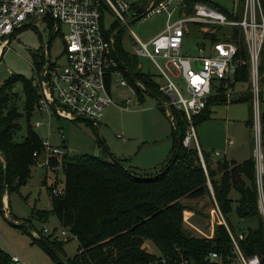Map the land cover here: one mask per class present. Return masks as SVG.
<instances>
[{
	"label": "trees",
	"instance_id": "16d2710c",
	"mask_svg": "<svg viewBox=\"0 0 264 264\" xmlns=\"http://www.w3.org/2000/svg\"><path fill=\"white\" fill-rule=\"evenodd\" d=\"M201 0H185V11L190 13L193 4ZM244 0L237 4L235 12L221 10L230 19H240ZM264 15V1L261 0ZM214 32H201L203 43H212L223 38L237 47L235 58L238 66L232 80H222L215 85L214 93L208 98L200 114L193 118L194 124L209 117L210 105L229 101H246L250 118L246 123L252 126V94L244 86H250L248 51L238 26H216ZM116 52L120 60L134 74L135 79L146 87L148 93L158 95L157 84L149 73L134 70V61L123 49L119 33L115 38ZM264 53V50H263ZM34 64L39 66V53L33 54ZM244 63H243V62ZM260 84L264 88V58L258 66ZM138 98L143 99L144 90L136 86ZM20 82L25 98L24 109L20 111L14 100L13 86ZM227 83V86L225 84ZM234 91L236 96L227 100L226 92ZM38 99L32 79L22 74H13L0 85V204L5 192L18 191L31 176L34 164L33 152L42 154V138L30 126L29 120ZM26 120L25 134L18 140L16 132L21 129L17 121ZM176 127H172V145L166 161L153 171H136L125 165V159L111 156L110 159L82 153L55 158L64 173V192L50 194L49 209H33L31 215L45 221L50 214L57 218L61 229L68 234L58 239L54 231L44 233L38 229L62 255L63 242L75 236L78 240L76 252L62 258L55 255L41 240L31 234L54 259L56 264H230L235 257L232 251V236L237 240L245 255L257 254L259 263L264 264V217L259 209V191L256 177V162L250 156L241 162L225 157L213 158L201 150L204 166L194 145L185 147L181 139L186 124L176 112ZM261 144L264 145V112L260 113ZM111 155V154H110ZM2 160V161H1ZM4 166L7 179L4 181ZM264 192V170L261 175ZM234 190L235 210L240 217L256 216L257 225L249 227L241 235L229 222L227 214L232 210ZM212 199L223 220L214 226L212 238L188 234L182 227L184 204L182 198L196 199L204 196ZM26 218L23 219V221ZM29 220V219H27ZM56 228V227H55ZM54 228V229H55ZM234 233V234H233ZM154 244L158 252L148 248ZM218 254L217 259L209 257L210 252ZM12 254L0 246V264H22L12 260ZM186 260L187 262L183 261Z\"/></svg>",
	"mask_w": 264,
	"mask_h": 264
},
{
	"label": "built area",
	"instance_id": "2783aa9c",
	"mask_svg": "<svg viewBox=\"0 0 264 264\" xmlns=\"http://www.w3.org/2000/svg\"><path fill=\"white\" fill-rule=\"evenodd\" d=\"M136 2H142L141 9L136 10L134 6ZM184 2L185 0H135L133 3L127 0H0V57L8 47L14 31L25 26H39L45 21L50 23V36L59 33L64 42L63 63L59 64L50 59L48 43L42 51L39 66L33 65L35 75L32 84L38 94L35 109L47 116L43 121L36 120L34 126L38 127L44 122L50 126L51 113L69 120L83 117L98 126L105 107L114 103L110 92L112 80L134 92V87L127 81L128 72L121 65L123 62L116 52L115 38L118 30L111 28L104 31L102 26L104 11L110 10L126 24L129 21H126L125 15L133 21L163 13L166 17L165 27L155 36L142 41L133 33L137 39L135 54L149 58L159 68L164 82L157 84V106L168 117L172 127H176V112L180 114V118L186 124L181 144L185 147L194 145L204 166L193 118L203 110L219 81L232 80L238 66V60L235 58L237 47L229 40L203 43L202 39H199L195 45L197 54L184 55L181 52L182 44L184 37L190 34V27L204 30L209 24L215 27L238 26L248 51L252 127L257 144L254 158L256 168L261 173V180L263 154L259 150L260 100L261 91L264 90L260 87L258 72L260 52L264 43V15L261 2L244 0L240 19H230L222 11L203 1H196L192 11L187 13ZM177 11L178 14L174 16V12ZM61 25L68 28L64 34L61 32ZM157 57L165 59L166 67L173 76L183 79L184 90L179 89L158 65ZM134 81L136 86L147 91L140 81L136 79ZM234 96H236L234 91L226 92L227 100ZM130 103L131 98H124L118 105L120 108H127ZM49 134L48 129L47 137L42 140L43 153L33 152L34 164L57 169L61 167L60 162L52 165V161L68 155V151L64 147L52 145L48 141ZM228 143L231 144L232 140ZM214 155L217 156L219 153L214 152ZM63 192L64 185L61 188L52 185L50 188V194L53 196L61 195ZM61 234L66 236L67 229H62ZM231 236L232 251L240 264H258L259 256L245 255L237 240ZM11 257L15 262H23L17 253ZM209 257L217 259L218 254L213 251Z\"/></svg>",
	"mask_w": 264,
	"mask_h": 264
},
{
	"label": "rangeland",
	"instance_id": "374dc122",
	"mask_svg": "<svg viewBox=\"0 0 264 264\" xmlns=\"http://www.w3.org/2000/svg\"><path fill=\"white\" fill-rule=\"evenodd\" d=\"M133 3L135 0H127ZM238 0H208L207 4L215 7V2L223 9L232 11ZM136 10L142 8V2L134 3ZM178 14L174 12V16ZM125 23L118 19L110 10L104 11L102 26L104 31L111 28L117 29L121 37L123 49L134 61V70L149 73L156 84L164 82L161 72L156 64L145 56L135 54L137 39L133 33L142 41L149 40L158 34L165 27V15L163 13L144 16L137 20L130 21L126 16ZM121 26H124L120 29ZM215 26L209 24L201 32H214ZM226 27V26H225ZM68 30L66 25H61L62 34ZM196 32L190 27V34L184 37L181 52L184 55L197 54L196 43L200 40L199 30ZM198 35V36H197ZM228 36V33L226 34ZM220 38L225 40L227 36ZM50 37V23L43 22L39 26H25L17 29L10 36L8 47H6L0 57V85L13 74H22L27 78H34L33 69L35 52L39 53L38 61L42 59V51L49 43V56L52 61L63 63L62 51L64 42L58 33ZM264 43L260 52V59L264 58ZM158 65L177 84L178 88L184 90L182 78L173 76L166 67L165 59L157 57ZM264 76V73L262 74ZM129 83V80L127 78ZM110 92L114 103L105 107L99 118V125H93L84 119L69 120L61 118L51 113L50 126L44 124L35 127L36 120L43 121L46 114L39 113L34 109L30 116V126L42 138H46L49 129L48 141L58 147H64L69 156L77 154H90L104 159L114 156L119 159L127 158L125 165L136 171H153L164 163L169 156L172 145L171 132L172 125L168 117L157 106L156 96L144 94L143 99H139L127 86H119L115 80L111 81ZM131 86V84L129 83ZM260 87L261 84H260ZM263 88V87H262ZM250 91V86H244L243 90ZM12 91L14 100L20 111L24 109L25 98L20 82H17ZM131 98V103L127 108H120L118 103L124 98ZM246 101H229L210 105L209 117L195 125V133L198 146L204 152L211 154L218 152L220 156L234 158L237 161L254 156L256 153V140L254 129L246 121L250 118ZM260 112H264V90L261 91ZM21 124V129L16 132V138L20 140L25 134L26 120L23 117L17 119ZM232 140L233 143H228ZM259 150L263 154L264 170V145L260 144ZM109 153L111 155L109 156ZM2 159V158H0ZM2 161V160H1ZM260 170L256 168V177L259 195V209L264 217V192L261 188ZM61 188L64 185V173L59 166L57 169L43 167L39 164L31 166V176L25 185L18 191L5 192L0 204V246L10 254L17 253L21 257L20 263L24 264H56L51 255L46 252L38 243L31 238L32 231L38 238L42 229L44 233L54 231L58 239H64L54 214H50L43 221L31 215L33 209L50 208V188L51 186ZM229 196L233 199L232 210L227 217L231 223L235 234L241 235L249 227L257 225L256 216L240 217L236 210V198L238 194L231 190ZM184 204L182 227L188 234L198 237L212 238L214 236V226L218 221L223 220L221 213L213 206L212 199L204 196L196 199L182 198ZM30 228L26 232L22 227L14 225L12 222H22L23 219ZM29 219V220H27ZM46 230H44L45 226ZM56 227V228H55ZM55 228V229H54ZM48 230V231H47ZM234 234V233H233ZM78 240L75 236L69 237L63 242L64 254L61 257L72 256L76 252ZM151 251L158 252V248L148 243ZM222 264V263H219ZM230 264H240L233 258Z\"/></svg>",
	"mask_w": 264,
	"mask_h": 264
},
{
	"label": "water",
	"instance_id": "95a60500",
	"mask_svg": "<svg viewBox=\"0 0 264 264\" xmlns=\"http://www.w3.org/2000/svg\"><path fill=\"white\" fill-rule=\"evenodd\" d=\"M124 27V26H121L120 29ZM51 40V36L49 37L48 41ZM128 72V75L130 76V78H132L133 80H135V76L134 74L128 69V67L125 65V64H121ZM78 119H84L86 120V118H83V117H79ZM87 121V120H86ZM7 179V170H6V166H4V181H6ZM14 223V225H18L20 227H23V228H27L29 230L30 226L22 221V222H19V223H16V222H12ZM38 237L40 238V240L55 254L57 255L58 257L62 258L61 257V254L59 253V251L54 247V245L52 243H50L45 237H43L41 234L38 235Z\"/></svg>",
	"mask_w": 264,
	"mask_h": 264
},
{
	"label": "crops",
	"instance_id": "0c3cea01",
	"mask_svg": "<svg viewBox=\"0 0 264 264\" xmlns=\"http://www.w3.org/2000/svg\"><path fill=\"white\" fill-rule=\"evenodd\" d=\"M201 1H203V2H205V3H207V1L208 0H201ZM261 1V0H260ZM264 1V0H263ZM240 2V0H238L237 1V4ZM237 4H235V2H234V6H233V8H232V11H228V12H235L236 11V7H237ZM185 8H186V6H185ZM215 8H217L218 10H225V9H223L220 5H218V3H216L215 2ZM225 11H227V10H225ZM195 28H197V27H195ZM195 28H193L194 29V31L196 32V30H195ZM197 33V32H196ZM130 77V76H129ZM132 86V85H131ZM134 93H136V91H135V88H134ZM145 94H150V93H148V91H145L144 92ZM137 95V94H136ZM150 95H153V94H150ZM154 96V95H153ZM129 98V97H128ZM143 98H144V95H143ZM156 99H157V96H156ZM123 100V99H122ZM121 100V101H122ZM120 101V102H121ZM159 108V107H158ZM161 110V109H160ZM164 113V112H163ZM47 133H48V131H47ZM50 135V134H49ZM47 137V136H46ZM49 137V136H48ZM232 143H233V141H232ZM200 148V147H199ZM201 150V149H200ZM110 154L111 153H109V156H110ZM216 156V155H215ZM217 156H219V157H222V156H220V154L219 155H217ZM253 156V155H252ZM226 158V157H225ZM123 159H125V161L127 160H129V159H127V158H123ZM226 159H228L229 160V158H226ZM230 160H234V161H236V162H240V161H237L236 159H234V158H230ZM129 167V166H128ZM4 196V195H3ZM2 207H3V205H2ZM45 226V225H44ZM45 228H47L46 226H45ZM48 229V228H47ZM48 231V230H47ZM60 233H61V230H60ZM32 234H34V232L32 231ZM63 235V234H62ZM63 237H65V235L63 236ZM20 257V256H19ZM66 257H69V256H66ZM21 258V257H20ZM63 259V258H62ZM66 258H64L63 260H65Z\"/></svg>",
	"mask_w": 264,
	"mask_h": 264
}]
</instances>
